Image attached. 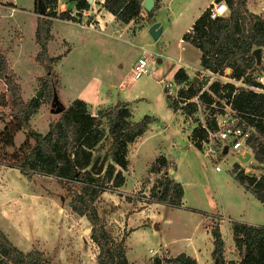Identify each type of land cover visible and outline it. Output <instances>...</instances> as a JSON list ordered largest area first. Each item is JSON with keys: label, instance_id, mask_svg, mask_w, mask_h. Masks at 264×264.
Here are the masks:
<instances>
[{"label": "rangeland", "instance_id": "rangeland-1", "mask_svg": "<svg viewBox=\"0 0 264 264\" xmlns=\"http://www.w3.org/2000/svg\"><path fill=\"white\" fill-rule=\"evenodd\" d=\"M9 1L14 2L17 12L16 17L14 15L0 16V56L6 66V73L14 78L19 89L21 87L24 89V97L31 93L33 96L39 88V79L45 73L42 65L35 60L38 52L34 40L35 21L34 17L29 14L32 11V0ZM208 1L210 0H164L163 5L158 7L160 0H153L151 15L146 16V12L141 9L139 17L130 20L131 25L128 26L130 30L125 29L127 33L123 32L124 35H121L123 39L119 37V34L118 37L101 35L103 40L98 42L96 37L99 34L91 33V37L88 38L83 35L86 31L79 27L75 35L69 34L66 31V25L62 23L54 22L51 26L55 37L61 35L65 38L60 40L58 39L60 37L53 38L48 44V53L58 55L51 63V71L57 80L56 86L59 87L61 84L59 96L56 94V99L63 108L68 106L73 97H79L80 94H77V91L82 88L86 79L92 78V81L97 83V92L99 96H102L103 102L127 103L133 120H138L144 115L152 118L144 134L128 148L126 155L128 166L122 172L125 183L116 188L111 185V181L107 182L108 185L95 202L97 212L107 222L114 242H120L124 246L127 261L129 260L128 264H147L150 257L164 255L165 249L170 253H176L178 249L185 248L183 245L187 243V237L198 239L201 235L197 233L198 229L193 228L197 225L199 215L206 218L203 226L208 230L215 225L218 226L220 222L223 223L224 229L232 221L241 222L238 221L240 219L259 225L264 222V210L260 202L245 191L231 175L233 163H236L237 168L246 175H264V169L253 165L252 153L250 152V158L246 162H238L231 152L223 154L216 160L220 168L216 172L213 168L214 163L203 156L199 148L191 145L188 140L189 132L195 125L206 123L209 120L208 116L212 113L209 106H213V103L207 105L197 101L194 111L189 116H185L186 114H183L180 109L173 111L167 105V100L173 103L175 101L165 95L163 84L168 82L172 86L175 84L173 73L178 68L177 58L187 64L183 68L188 75L186 82L192 76L198 77L194 85L199 87V92H209L208 84L213 81L224 83L232 79L229 77L230 71L226 69L220 74L202 70L199 67L198 50L181 40L182 34L187 30L185 28ZM253 1L246 0V7L249 11H257ZM57 2L60 3L59 9H56ZM87 3L88 8L84 9V13L82 10H75L74 6L68 7L71 5L66 0H57L49 11L55 14L67 13L70 19H61L66 23L70 22L80 27H93L99 30L96 25L97 21L93 18L103 8L101 0H87ZM92 10H94L93 15L88 13ZM99 17L102 18V14ZM113 18L117 26L122 27L121 22L114 16ZM153 22H158L162 29L156 41L152 40L147 29H144ZM18 24L21 25L18 26ZM141 28L143 30L140 32L138 29ZM69 47L71 48L70 54L58 62L59 53ZM261 50L260 70L253 74L255 81L257 75L264 72V46ZM141 55L154 66L155 71L153 74L131 79L133 63ZM1 82L0 78V88ZM177 86L181 88L182 85ZM241 86L246 89L250 87L240 80H235L234 90ZM217 98L220 103L223 102L221 98L212 96V100ZM51 108H54L53 101L45 102L38 107L31 116L32 128L40 133L46 132L48 123L56 120L60 113H51ZM100 108L104 110L106 107ZM7 112L8 107L0 105V129L7 118ZM24 139L25 134L22 130L16 132L13 138L14 146L7 148V151L15 150ZM105 152L107 154V151ZM159 155L167 160V175L170 176L169 170L174 171L176 180L184 186V206H189L193 210L189 209L191 211L189 214L184 212V209L180 210L162 204L156 205L149 210L147 214L149 219L145 225L126 238V219L135 209L149 202V188L155 178L161 174L156 170L150 171L151 165ZM109 163L112 161L107 154L101 173ZM115 168L118 169L117 166ZM35 175H30L29 178L24 176L28 181L33 180L32 185L28 187L36 190L37 194H42V198L46 196L47 202H50L49 197L53 201L60 202L61 207L68 202L72 192L77 189L76 185L59 183L51 176L38 175L40 177L34 180ZM48 222L44 218L39 221L42 228L37 235L40 236L39 240L43 242L42 244L27 243L26 246L21 245L19 249L24 252L30 249L41 251L44 264H96L97 249L92 242L90 243L93 245L87 242L89 232L87 233L86 227L89 224L84 218L78 221L77 225L69 223L68 228L62 227L64 231L75 230L78 239L76 243H73L72 239L68 238L70 236L67 237L62 232L57 243L61 246L60 249L52 243L53 236L45 228ZM1 224L3 223L0 221ZM154 224L157 225L155 228H153ZM227 233L224 229L225 236ZM230 240V237H225V242L228 243ZM227 249L228 258L236 254L235 249L232 251L231 247ZM60 250L63 252H59ZM58 252L62 254V257H57ZM210 262L213 264L212 259L209 264Z\"/></svg>", "mask_w": 264, "mask_h": 264}, {"label": "trees", "instance_id": "trees-1", "mask_svg": "<svg viewBox=\"0 0 264 264\" xmlns=\"http://www.w3.org/2000/svg\"><path fill=\"white\" fill-rule=\"evenodd\" d=\"M56 1L33 0L32 10L37 14L34 40L38 52L35 60L42 65L45 75L39 79V88L27 101L21 98L19 86L6 73L0 56V78L5 85L4 92L0 93V105L8 107L7 118L0 129V165L15 168L26 178L33 174L51 176L59 183L76 185L77 189L70 195L67 205L72 213L83 217L89 224V239L97 249L96 264H128L124 246L114 242L107 222L97 212L95 202L108 185L107 182L111 181L116 188L124 183L122 172L128 166V146L144 134L152 118L144 115L133 120L125 102H117L91 115L82 100L73 99L66 108L62 107L56 120L48 123L45 133L32 128L30 116L40 105L57 98V80L51 71L55 58L48 56L47 43L51 39V19H70V16L65 12L55 14L49 11ZM69 1L74 3L77 11L88 8L87 0ZM141 2L101 0V5L121 23H128L139 17ZM224 2L227 7L225 15L210 19L207 9H204L182 34L181 40L198 50L202 70L220 74L228 69L229 77L234 81L240 80L244 85L257 87L259 84L253 74L260 70V66L255 65L251 50L264 46V16L249 11L246 0ZM151 13L152 10L146 12V16ZM173 80L175 84L182 85L178 90L179 97L189 99L196 96L197 101L207 105L213 103V106H209L212 113L206 121L208 128L213 127L212 115L219 112L221 107L219 99L212 100V96L221 98L239 118L244 129L250 130L245 144L252 153V160L264 164V92L242 86L234 90L233 83L217 80L208 84L209 92H199V87L191 85L190 79L186 82L188 76L182 68L175 70ZM169 102L168 106L173 111L180 109L185 116H189L196 106L193 102L184 105ZM21 130L25 139L15 150L8 152L7 148L14 146V135ZM204 136V129L195 125L189 132L188 140L199 148V140ZM105 151L112 163L106 166L103 173L94 174L89 167L93 159L102 156ZM166 164L167 160L159 155L151 165L150 171L156 170L161 174L149 188L148 203L177 208L181 205L182 186L167 175ZM231 175L260 202L264 210V175H246L237 168L236 163H233ZM230 229L238 259L230 260L227 264H264V224L232 221ZM209 232L212 238L210 257L213 262L224 264L223 241L218 226L211 227ZM0 264H44V256L37 249L20 250L0 230ZM147 264H196V261L181 252L172 257H151Z\"/></svg>", "mask_w": 264, "mask_h": 264}, {"label": "crops", "instance_id": "crops-1", "mask_svg": "<svg viewBox=\"0 0 264 264\" xmlns=\"http://www.w3.org/2000/svg\"><path fill=\"white\" fill-rule=\"evenodd\" d=\"M66 1L69 5H71L68 7L74 6L72 1H68V0H66ZM163 1L164 0H160V2H158V7L163 5ZM210 2H211V0L208 1L207 3H205V5H203L201 10H199L197 12L195 17L197 15H199V13L201 11H203ZM59 7H60V3L57 2L56 9H59ZM11 8H13V10H11ZM32 8H33V0H32ZM89 9H90V7H89ZM97 9H98V7H97ZM82 11H83V13L85 12L84 10H82ZM16 12H17V9H16L14 2H10L9 0L4 2L3 0H0V16H13L14 15L16 17ZM88 13H92V15H93L94 10H92L91 12L88 11ZM99 13L102 14V16H103L102 18L99 17V15H100ZM29 14L34 17V21H35V25H36L37 14H35L33 12V10L31 12H29ZM195 17L193 18V20L195 19ZM93 19H94V21H97L96 25L99 28V30L94 29L93 27H91V28L80 27V26L75 25V24L70 23V22L66 23L64 21H61V19H52L51 20V26L53 25L54 22L62 23L64 25H66V29H67L66 31H68L69 34L72 33L75 35L77 34V31H78L76 29L79 27V29L86 31L85 34H83V35L88 36V38L91 37V33L99 34L96 38H97L98 42H101L103 40V38H101V35H103V36H105V35H108V36L109 35H112V36L116 35L118 37V34H119V37L121 39H123L121 35H124L123 32L127 33V30L125 31V29H127L128 26L131 25V21H129L128 23H121L122 27L117 26L116 20L115 21L113 20L114 18L112 16V14L103 10V8L100 11H98L97 14H95ZM191 23H192V20L190 21L189 25L185 28V30L190 26ZM20 25L21 24H18V26H20ZM51 26H50L51 39L60 37V38H58L60 40L61 38H64V37H61V35H56V37H55V35L53 34V32L51 30ZM89 26H90V24H89ZM148 26H146L144 29H147ZM34 29H35V27H34ZM138 30L141 32L143 29L141 28ZM160 32H162V29ZM79 34H81V32ZM50 40L47 43V53H48V44L50 43ZM70 51H71V48L69 47V48L65 49L64 52L59 53L60 56H59L58 62H61L62 59H64L67 55H69ZM48 56H50L52 58H56L58 55L57 54L56 55H50V53H48ZM177 59H179V58H177ZM132 62H134V61L132 60ZM183 64L187 65L185 63H183ZM176 66L178 68H182V69L184 68V66H179V65H176ZM183 71H184V69H183ZM185 74H186V72H185ZM96 87H97V83H95V81H92V78L86 79V81L82 85V88L77 91V94H80L79 97H73L71 99V100H73V99L82 100L87 107L88 113H90L91 115L97 114V112L100 109H102L100 107H107V106H111V105H114L115 103H117V102H115L114 104H112L110 101L109 102L106 101V103L103 102L102 96L98 95ZM60 88H61V84L59 87L56 88V93L58 96H59L58 93L60 92ZM4 89H5V85L2 81L0 92L2 93L4 91ZM23 92H24V89L21 87L20 95L24 101H27L28 99H30L32 97V93L29 96L24 97ZM127 106H128V104H127ZM128 108H129V106H128ZM130 112H131V110H130ZM31 116L29 118V122L31 120ZM128 148H130V145L128 146ZM168 172L170 173V176L175 181L178 182V180H176V175L174 174V171L169 170ZM216 172H218V171H216ZM0 174H1V176H0V212H1L0 221H1V223L4 224V225L3 224L0 225V230L5 234V236L16 247L20 248L21 245L26 246L27 243L29 244V243H33V242H38L40 244L43 243L39 240L40 236L37 235L38 231H40V228H42V225L39 223V221H40V219H43V218L47 219L49 221L45 228H47L48 231L52 234L53 238L51 239V241H52V243H55L56 248H58V249L61 248V246L60 245L58 246L57 243H58L59 236L61 235L62 232H64V234L67 237L70 236L68 238L72 239L73 243L77 242L78 238L75 235V230L64 231V230H62V227L68 228V226H70L69 223H74V224L76 223V225H77V222L80 221L81 219H83V217H79L78 215L72 213L70 211L68 205H66L67 203L64 204L63 207H61L62 204L58 201L51 200V197H49L50 202H47V200H45L46 196L44 198H42V196H43L42 194H37L36 190H32V188L28 187V186H30V184L32 185L33 180L28 181L22 174H20L18 172L17 169L7 167L4 165H0ZM36 177H40V176L35 175L33 179L35 180ZM124 183H125V181H124ZM181 186H182V191H183L182 200H181L180 207H177V209H180V210L184 209L183 210L184 212L186 211V213L190 214L191 211L189 209L193 210V208H191L189 206H186V207L184 206L183 197L185 194V190H184V186L183 185H181ZM160 204L161 203H156V202L146 203L145 205L140 206L141 208L135 209L130 214V216L126 219V222H125L126 233H127L126 238L132 232L141 229L145 225V222L149 219V217L147 216L149 210L152 207H155L156 205H160ZM162 205H165V204H162ZM174 208H176V207H174ZM204 219H206V218H204V216L199 215V219L196 221L197 225H195L193 227V228L198 229L197 233L199 235L201 234L198 239L197 238L190 239V237H187L186 238L187 243H185L183 245V246H185V248L183 247L181 249H178V251L176 253H170V251H168V250L166 251V249H165L163 251L164 255H159L158 257H161V256L172 257V256H175L176 254L182 252V253H185L186 255H189L190 257H193L196 261V264H209V261H211L210 252L212 250V238H211L209 230L203 226ZM238 221H241L242 223H246V224H251V225H259V224H254L251 221L244 220V219L243 220L240 219ZM130 224H132V225H130ZM262 224H264V222ZM76 225H73V226L75 227ZM222 225H223V223L220 222L218 225V229H219V232L221 234L222 241H223L222 256H223L224 264H227L228 261H230V260L236 261L238 258H237L236 254L231 258L230 257L228 258V256H227L228 255L227 254L228 253L227 247H231V251L234 249L232 237H231V229H230V224H227L228 226L224 227L225 231L227 230V232L229 233V235L227 233V235L225 236L224 235V229H223ZM155 226H157V225H155ZM153 228H155V227H153ZM71 231H72V233H71ZM86 231H87V233L89 232V226L86 227ZM225 237H227V238L230 237L231 240L228 241V243H227V242H225ZM87 242L88 243L91 242L89 238H87ZM90 244L93 245L92 243H90ZM55 247H52V248H55ZM76 248H78V247L76 246ZM59 252L62 253L63 250L62 251L60 250ZM59 252L57 253V257H59V256L62 257V254L60 255ZM79 252L81 253V248L79 249ZM152 253H153V251H152ZM141 264H143V263H141ZM210 264H211V262H210Z\"/></svg>", "mask_w": 264, "mask_h": 264}, {"label": "built area", "instance_id": "built-area-1", "mask_svg": "<svg viewBox=\"0 0 264 264\" xmlns=\"http://www.w3.org/2000/svg\"><path fill=\"white\" fill-rule=\"evenodd\" d=\"M252 3L255 4L257 11H250L254 14L264 16V0H254ZM205 9H207L208 18L210 19H215L227 13V7L224 0H212ZM11 10H13V8H11ZM176 64L184 67L187 66L179 59H176ZM154 71V66L149 64L141 55L133 63L130 78L137 79L141 75L153 74ZM256 81L259 85L257 87L250 86L249 89L257 92H263L264 72L257 75ZM228 82L233 84L235 83L233 79L228 80ZM163 89L165 95L171 100L177 102L178 105H184L188 102H193L197 105L196 96L189 99L179 97V87L176 84L172 86L169 82L164 83ZM212 116L214 122L213 127L208 128L205 122L200 124V127L205 131V136L199 140V150L202 152L203 156L214 163V170L219 171L220 168L217 165L216 160L223 154L231 152L237 160V155L243 156L244 152L250 153L245 144V141L250 134V130L244 129L239 118L234 114L230 107L223 102H221L220 111L214 113ZM223 149L225 150L223 151ZM148 251L152 253L151 250Z\"/></svg>", "mask_w": 264, "mask_h": 264}, {"label": "water", "instance_id": "water-1", "mask_svg": "<svg viewBox=\"0 0 264 264\" xmlns=\"http://www.w3.org/2000/svg\"><path fill=\"white\" fill-rule=\"evenodd\" d=\"M141 6L145 12H148L153 7V0H142ZM160 31H161V27L159 26L158 22L151 23L147 28V32L149 33L152 40H154V41H156L157 37L160 34ZM251 55L254 59L255 65H259L260 56H261V48H259V47L253 48L251 50ZM226 70L228 71V69H226ZM197 79H198L197 76H192L190 78V84L193 85L197 81ZM169 103L170 102L167 100V105H169ZM53 105H54V108L50 109L51 113H58L62 110V106H60L59 101L55 97L53 98ZM224 150L225 149H223V151ZM106 158H107L106 152H104L101 157L96 156L93 159V161L89 167L90 171H92L94 174H99L103 169V165H104ZM249 158H250L249 152H244L243 156L237 155V161L238 162H246ZM253 165L257 166V167H261L264 169V164H259V163H256L253 161ZM153 227H156L155 224L153 225ZM213 264H217L216 261H214Z\"/></svg>", "mask_w": 264, "mask_h": 264}]
</instances>
